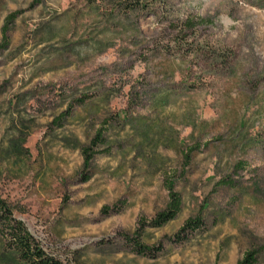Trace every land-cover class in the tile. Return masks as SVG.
Here are the masks:
<instances>
[{"label": "rangeland", "instance_id": "rangeland-1", "mask_svg": "<svg viewBox=\"0 0 264 264\" xmlns=\"http://www.w3.org/2000/svg\"><path fill=\"white\" fill-rule=\"evenodd\" d=\"M0 200L61 264H264V0H0Z\"/></svg>", "mask_w": 264, "mask_h": 264}, {"label": "trees", "instance_id": "trees-1", "mask_svg": "<svg viewBox=\"0 0 264 264\" xmlns=\"http://www.w3.org/2000/svg\"><path fill=\"white\" fill-rule=\"evenodd\" d=\"M138 0H134V4H137ZM187 25L192 27L194 24L188 22ZM6 29H2L3 39H5ZM102 142L101 133L91 141L90 147L81 150L83 156L84 166H87L93 156L96 154L93 147H96L97 143ZM168 192V203L162 212L156 214L154 220L149 224L152 228H160L168 222L175 219L180 211V197L173 191L171 185H166ZM202 220L196 218L187 221L185 227L181 232L194 231L202 228ZM0 238L4 243V246L8 248L14 255L24 264H61L57 259L47 254L35 238L30 234L24 224L17 220L12 213V210L8 205L0 200ZM127 241L133 243L134 251L136 255L145 256L148 249L142 246L137 241L139 237L135 236L132 239L126 238ZM256 260L253 253H247L242 260L236 264H255Z\"/></svg>", "mask_w": 264, "mask_h": 264}]
</instances>
